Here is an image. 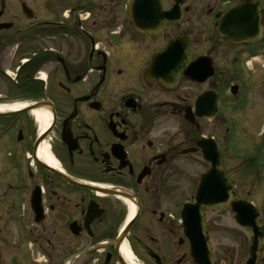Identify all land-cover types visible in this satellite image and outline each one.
Listing matches in <instances>:
<instances>
[{
  "label": "flooded vegetation",
  "instance_id": "af4514ba",
  "mask_svg": "<svg viewBox=\"0 0 264 264\" xmlns=\"http://www.w3.org/2000/svg\"><path fill=\"white\" fill-rule=\"evenodd\" d=\"M177 37L192 45L186 67L200 59L199 82L181 71L168 86ZM263 61L264 0H0V264H119L123 247L134 264H193L186 201L169 209L168 185L180 183L169 176L194 153L203 171L194 146L208 137L231 199L252 203L264 224V198L250 193L264 183V140L238 154L246 135L233 114L256 109L248 82ZM203 93L215 107L208 118L205 106L194 112ZM36 111L47 114L43 130ZM185 112L192 130L168 137V115ZM208 122L225 132L201 133ZM235 225L236 249L228 258L213 247L215 264H264V240L252 263L253 234Z\"/></svg>",
  "mask_w": 264,
  "mask_h": 264
},
{
  "label": "water",
  "instance_id": "95a60500",
  "mask_svg": "<svg viewBox=\"0 0 264 264\" xmlns=\"http://www.w3.org/2000/svg\"><path fill=\"white\" fill-rule=\"evenodd\" d=\"M136 2L137 0H134L132 5ZM190 48V43L185 38H177L168 43L169 85L176 80L179 71H183V75L189 80L198 81L200 60L197 59L188 68H185V63L190 56ZM166 54L167 49L156 58L159 56L163 57ZM203 96L205 95L199 96L196 99V113L200 115L202 107L205 106V116H212L215 112V107L209 106L208 104L203 105ZM185 118L192 121V117L187 113ZM197 146L202 147L204 158L209 163V166L201 174L197 190L192 199L184 204L180 213L185 227V233L190 241V256L195 264H214L208 243V235L204 230L205 213L230 206L234 212L235 221L251 230L254 235V251L253 259L251 260L253 263L255 250L262 239L264 240V224L257 219V214L252 205L231 200L233 187L221 166L216 144L211 139H205L204 141H197Z\"/></svg>",
  "mask_w": 264,
  "mask_h": 264
},
{
  "label": "rangeland",
  "instance_id": "374dc122",
  "mask_svg": "<svg viewBox=\"0 0 264 264\" xmlns=\"http://www.w3.org/2000/svg\"><path fill=\"white\" fill-rule=\"evenodd\" d=\"M252 67L254 70H257L258 75L264 74V61L263 67L260 66L256 62L252 63ZM254 75V73H251ZM254 96L257 99L253 100L250 99L251 107H255L256 109H242L237 110L235 113L237 117L242 118L236 126V133L238 134H245L246 137L238 138V147L241 150L238 154H244L248 148H253L256 146L257 142L264 140V109H258L257 106H261L259 103L264 101V83L262 88H258V85L255 86L253 89ZM264 108V104H262ZM186 132L188 133L192 130L189 125L183 120V118H179L178 116L168 115V137L172 135L174 131ZM224 127L222 125L220 132L223 134ZM203 134L208 135H218L219 133L215 131L213 123H205L203 126V130L201 131ZM237 135V134H236ZM243 137V135H241ZM239 137V136H237ZM246 147V148H245ZM245 148V149H244ZM248 153V152H247ZM262 155V154H260ZM237 165L239 164V160H237ZM202 172L201 161L198 153L188 154L186 157L180 158L179 167L174 174L170 175L174 180H178L180 183H173V185H168V201H169V209L173 212L181 206L189 197L195 192L198 181L199 175ZM253 172V171H252ZM245 177L250 183H252L251 179H248V173H245ZM254 173V172H253ZM234 175L238 174V170H235ZM258 177L263 180L264 176L260 174ZM261 185L264 183H256L253 184L254 191L251 189L250 193L256 192V198H254V202L260 204L258 199H263V193L261 194ZM259 190V191H258ZM174 205H177V208H174ZM177 209V210H178ZM208 218L215 219V224L213 223L212 228L213 230H217L214 233L210 234V239L212 241V247L216 249V247H227V248H220L218 252H225L227 257L230 258V249H236V244L233 243L231 235V230L240 231L235 223L233 222L231 213L224 209L222 211H217L214 213H209L207 215ZM228 231V232H227ZM241 232V231H240ZM225 237V238H224ZM220 243L219 245H217Z\"/></svg>",
  "mask_w": 264,
  "mask_h": 264
},
{
  "label": "bare ground",
  "instance_id": "6f19581e",
  "mask_svg": "<svg viewBox=\"0 0 264 264\" xmlns=\"http://www.w3.org/2000/svg\"><path fill=\"white\" fill-rule=\"evenodd\" d=\"M36 119L39 121V122H42V127H41V130H43L47 124H48V117H47V114L46 112H43V111H36L34 113ZM43 154L41 155V157H43L46 161H48L49 163L51 162V159L50 158H47V153L45 152V150L42 152ZM132 212H133V207L132 205H130V215H132ZM122 254H123V257L125 258V260L129 263V264H134V260L132 258V255H131V252L130 250H128V248L126 247H123L122 248Z\"/></svg>",
  "mask_w": 264,
  "mask_h": 264
}]
</instances>
